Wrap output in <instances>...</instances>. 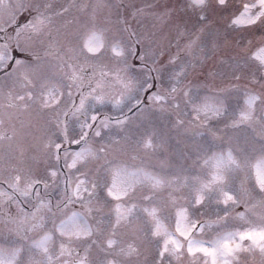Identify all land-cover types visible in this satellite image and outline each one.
<instances>
[{"label":"snow or ice","instance_id":"snow-or-ice-1","mask_svg":"<svg viewBox=\"0 0 264 264\" xmlns=\"http://www.w3.org/2000/svg\"><path fill=\"white\" fill-rule=\"evenodd\" d=\"M0 264H264V0H0Z\"/></svg>","mask_w":264,"mask_h":264}]
</instances>
